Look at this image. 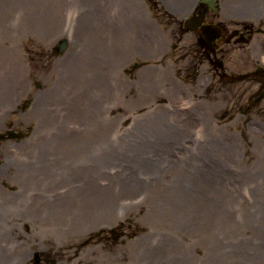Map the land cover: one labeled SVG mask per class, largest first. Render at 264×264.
<instances>
[{"label": "rangeland", "instance_id": "obj_1", "mask_svg": "<svg viewBox=\"0 0 264 264\" xmlns=\"http://www.w3.org/2000/svg\"><path fill=\"white\" fill-rule=\"evenodd\" d=\"M60 1L0 0V264H264V0Z\"/></svg>", "mask_w": 264, "mask_h": 264}, {"label": "bare ground", "instance_id": "obj_2", "mask_svg": "<svg viewBox=\"0 0 264 264\" xmlns=\"http://www.w3.org/2000/svg\"><path fill=\"white\" fill-rule=\"evenodd\" d=\"M39 1L40 0H34V3H35V5H38L39 4ZM61 1H63V0H61ZM60 1V2H61ZM39 6V5H38ZM40 7V6H39ZM32 14H31V12H30V10H27V12H26V15H25V18H30V16H31ZM118 37H120V36H118ZM132 40H130V41H132V42H134L135 43V41H134V39L133 38H131ZM120 40V39H119ZM102 43H103V38H102V40L101 39H97L96 41L95 40H93L92 42H91V46H92V48L90 49V52H89V54H87L86 55V57H83V61H84V64L85 65H87V66H89V67H94V66H96L97 64H98V60H99V53L98 52H96L95 50H94V48H93V45H99L100 47H101V45H102ZM106 40L104 41V45H102V47H101V49L102 50H104V49H106ZM131 45L133 46V43H129V48H127V50H128V52L127 53H133L132 51H134L133 50V48L131 47ZM78 55V54H77ZM77 55L75 56V57H77ZM74 57V58H75ZM78 58V57H77ZM79 60H81L80 59V57L78 58ZM116 60L117 61H120L121 60V58H120V55H119V53H116ZM100 61H101V63H102V60L100 59ZM100 63V65L102 66V64ZM105 64H107L106 62L105 63H103V65H105ZM99 66V65H98ZM97 79H100V80H98V83L100 84L99 86H100V90L101 91H105L106 90V88H107V86H106V83H105V80L102 78V77H100V78H97ZM106 87V88H105ZM67 134H61V136H66ZM87 144H84V145H82V144H80V146H86ZM107 154H108V149L107 150H104V151H102V155H100V156H102V157H104V159L103 160H105V161H110V159L108 160V158H107ZM111 155H113V156H117V155H120V153L119 154H117L116 155V153L113 151V152H111ZM112 160H114V158H112ZM61 162V161H60ZM73 162H71L70 164H68L67 163V165L65 164V168H63L62 170V172H61V175H64V177H66V176H69V174H74V172H69L68 170H73L74 168V165L72 164ZM86 168H79V169H84L86 172H90V171H93L94 170V168H92V167H89V165H84ZM66 178H75V176H70V177H66ZM25 180V179H24ZM29 180H32V179H30L29 178ZM264 181V180H263ZM25 186V185H24Z\"/></svg>", "mask_w": 264, "mask_h": 264}, {"label": "water", "instance_id": "obj_3", "mask_svg": "<svg viewBox=\"0 0 264 264\" xmlns=\"http://www.w3.org/2000/svg\"><path fill=\"white\" fill-rule=\"evenodd\" d=\"M200 1L203 3H207V6L213 11H217L218 8L215 6L216 0H200ZM203 21H204L203 15H193L184 21V25L188 30H196L198 27H200L204 39H206L209 43H212L216 38L220 37L221 29L216 25H210V24L201 25ZM58 47H59V51L61 52L64 51L67 47L66 40L61 41Z\"/></svg>", "mask_w": 264, "mask_h": 264}, {"label": "flooded vegetation", "instance_id": "obj_4", "mask_svg": "<svg viewBox=\"0 0 264 264\" xmlns=\"http://www.w3.org/2000/svg\"><path fill=\"white\" fill-rule=\"evenodd\" d=\"M198 8H202L203 10H205V8H206V6L205 5H198ZM210 23V22H209ZM245 32H250V29L248 30V29H246V31ZM233 34H235L234 35V37H233V39L235 40V39H237V38H240L242 35H244L248 40H250L251 39V35H246V34H244V32L243 31H240V30H233V32L229 35V36H231V35H233ZM208 48V47H207ZM211 56H215V50H213L212 52H211ZM223 69V68H222ZM222 69H219V70H222ZM220 76L221 77H224V76H230L229 74H226L225 72H220Z\"/></svg>", "mask_w": 264, "mask_h": 264}, {"label": "trees", "instance_id": "obj_5", "mask_svg": "<svg viewBox=\"0 0 264 264\" xmlns=\"http://www.w3.org/2000/svg\"><path fill=\"white\" fill-rule=\"evenodd\" d=\"M256 74V75H255ZM252 77L255 75V76H258V79H259V76L261 75V77H262V81H261V86L260 87H263V84H264V70L263 69H260V70H257V71H255V72H253L252 74ZM254 76V77H255ZM261 89V88H260ZM259 92H262V91H259V90H257L256 91V93H259ZM10 135V136H9ZM12 135V133H9V132H6V133H0V137H4V138H6V137H14V136H11Z\"/></svg>", "mask_w": 264, "mask_h": 264}]
</instances>
